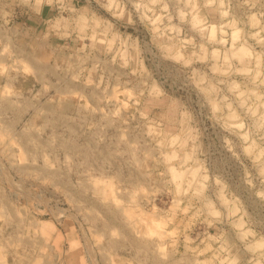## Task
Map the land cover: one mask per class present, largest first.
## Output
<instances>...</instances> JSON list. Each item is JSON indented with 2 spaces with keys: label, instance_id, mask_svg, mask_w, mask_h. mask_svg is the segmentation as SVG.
<instances>
[{
  "label": "rangeland",
  "instance_id": "obj_1",
  "mask_svg": "<svg viewBox=\"0 0 264 264\" xmlns=\"http://www.w3.org/2000/svg\"><path fill=\"white\" fill-rule=\"evenodd\" d=\"M0 264H264V0H0Z\"/></svg>",
  "mask_w": 264,
  "mask_h": 264
},
{
  "label": "crops",
  "instance_id": "obj_2",
  "mask_svg": "<svg viewBox=\"0 0 264 264\" xmlns=\"http://www.w3.org/2000/svg\"><path fill=\"white\" fill-rule=\"evenodd\" d=\"M42 9H44V7Z\"/></svg>",
  "mask_w": 264,
  "mask_h": 264
}]
</instances>
